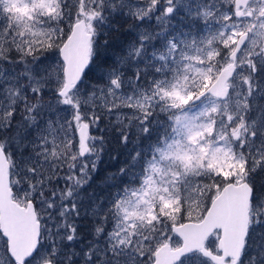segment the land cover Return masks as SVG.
<instances>
[{"label":"snow or ice","instance_id":"obj_1","mask_svg":"<svg viewBox=\"0 0 264 264\" xmlns=\"http://www.w3.org/2000/svg\"><path fill=\"white\" fill-rule=\"evenodd\" d=\"M105 124L126 163L97 195ZM17 155L35 240L0 229V264H209L220 233L193 244L180 221L228 187L245 195L225 264H264V0H0V160Z\"/></svg>","mask_w":264,"mask_h":264},{"label":"water","instance_id":"obj_2","mask_svg":"<svg viewBox=\"0 0 264 264\" xmlns=\"http://www.w3.org/2000/svg\"><path fill=\"white\" fill-rule=\"evenodd\" d=\"M72 61L73 67H78L80 63L79 50L73 49ZM69 79H74V75H66V80ZM81 125L78 135L80 149L83 150L87 137L82 132ZM9 169L10 165L7 156H5L3 160H0V229L4 231L5 235L10 237V243L14 240L19 242V240L24 238L34 241L36 233L35 217L31 216L30 205L24 206L28 211H21L16 207L19 203L13 197ZM244 195V191L228 187L223 193H219L213 199L209 210L201 220H190L181 223L184 227L179 230L183 231L188 241L193 244L203 245L216 230H220L221 235L217 249L223 248L224 252L223 254L215 253L214 264H225V256H232L235 259L238 254L237 239L242 230L240 220ZM13 251H16L15 245ZM205 255L212 257L214 253L206 251Z\"/></svg>","mask_w":264,"mask_h":264},{"label":"rangeland","instance_id":"obj_3","mask_svg":"<svg viewBox=\"0 0 264 264\" xmlns=\"http://www.w3.org/2000/svg\"><path fill=\"white\" fill-rule=\"evenodd\" d=\"M16 11H20L19 9H16ZM69 23L67 17L65 18V25L63 27H67V24ZM176 23V30H179L181 25L184 24V21H181V20H176L175 21ZM67 29V28H66ZM123 30V33H125V30L123 27H121V31ZM110 33H113L115 34V31H112ZM108 33L107 36L110 34ZM127 35V34H126ZM106 36V37H107ZM128 39V35L126 37V41ZM125 41V42H126ZM125 42H122L121 43V46H119V48H121ZM82 121L80 122H77L76 124V130H75V134L79 137L78 135V132H79V128H80V125H81ZM101 127L103 129H105L103 132H95L94 130L90 129L89 130V135H95L96 137H99L100 135H103L105 137V140L107 141V147L105 148V151H104V155L107 154V149H108V143L113 139V136H110L109 135V131H108V126L107 124L105 125H101ZM68 134H69V139H68V144H71L72 143V136H73V133H72V130L71 129H68ZM115 138V137H114ZM65 147L67 148V145H65ZM79 147H80V141H79ZM115 147H117V143H115ZM63 150V149H62ZM69 151H71V149H68ZM117 155V158L123 162V163H126V158L125 157V149H122L120 146L118 147V149L116 150L115 152V155ZM107 157V156H106ZM124 158V159H122ZM8 159V162H9V165H10V169H9V174H10V181H11V188L13 190V197L14 199L21 205H24L26 206L27 203L23 200V198L21 197L20 199H17V193L15 191V189L12 187V185H15L16 184V171L13 170V165H12V161L15 160V162L17 164H21V161H20V158L19 156H15V157H7ZM27 175V173H23L21 172L20 173V176H21V179H24V177ZM208 183H211V181H209ZM135 186V185H134ZM92 187L96 190V193L97 195H100L102 192H103V188L100 186V184L98 183V181H96V179L93 181L92 183ZM255 187L258 191H263L264 190V184L261 183V180L259 178V176H257L256 180H255ZM220 192H217L215 189H213L211 192H209L205 198V205H202L200 208L198 209H195L192 214H191V219H189L187 217V215L184 217L183 220L180 221V223H183L185 221H190V220H193V221H199L203 218L204 214L206 213L204 211V208L205 206H207L209 208L211 202L213 201V199L219 194ZM37 212V216H40L43 220V217H44V213L41 212V210H36ZM43 227V223L41 224V228ZM88 228H89V225L86 221L82 220L81 221V227H80V233L85 235V237L87 238V235H88ZM218 232H215L212 236H215ZM217 244L216 243L215 245H209V248H215L217 249ZM4 256V253H3V249L2 247H0V257H3ZM209 264H214L213 262H209Z\"/></svg>","mask_w":264,"mask_h":264},{"label":"trees","instance_id":"obj_4","mask_svg":"<svg viewBox=\"0 0 264 264\" xmlns=\"http://www.w3.org/2000/svg\"><path fill=\"white\" fill-rule=\"evenodd\" d=\"M66 28H65V30H67ZM126 37H127V35L123 33V30L122 31L121 30L115 31V34L110 33L107 37H105L109 42L107 49H105V47L103 45V39L101 40V45H100L101 54L103 55L106 51L111 52L114 49H118L119 46H121V43L126 41ZM115 143H117V147H115ZM119 146L120 145L118 143V140L114 137L108 143L107 154L104 155V159L101 163L100 171L96 174V181H98V182L102 181L106 172L114 171L117 166H119L123 163L118 158L113 159L115 152Z\"/></svg>","mask_w":264,"mask_h":264},{"label":"flooded vegetation","instance_id":"obj_5","mask_svg":"<svg viewBox=\"0 0 264 264\" xmlns=\"http://www.w3.org/2000/svg\"><path fill=\"white\" fill-rule=\"evenodd\" d=\"M217 232H219V233H220V231H217ZM220 235H221V233H220Z\"/></svg>","mask_w":264,"mask_h":264}]
</instances>
